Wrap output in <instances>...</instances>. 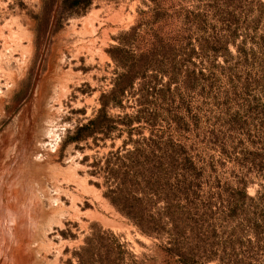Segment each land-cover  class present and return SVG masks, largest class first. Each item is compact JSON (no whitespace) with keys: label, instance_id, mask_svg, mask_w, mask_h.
Wrapping results in <instances>:
<instances>
[{"label":"rangeland","instance_id":"374dc122","mask_svg":"<svg viewBox=\"0 0 264 264\" xmlns=\"http://www.w3.org/2000/svg\"><path fill=\"white\" fill-rule=\"evenodd\" d=\"M159 162L144 231L105 168ZM0 264H264V0H0Z\"/></svg>","mask_w":264,"mask_h":264},{"label":"trees","instance_id":"16d2710c","mask_svg":"<svg viewBox=\"0 0 264 264\" xmlns=\"http://www.w3.org/2000/svg\"><path fill=\"white\" fill-rule=\"evenodd\" d=\"M134 29L133 27L131 31L128 32L131 33L133 37L134 32L132 31H134ZM123 42H125L124 39ZM228 42L229 40L226 39V43ZM224 47L227 48V45ZM152 57L154 58L153 53H141L139 56L137 55L132 63L129 65L125 64V70L120 78V85L113 88V93L115 92L118 95L123 94L128 82L130 81V83H133V81L139 78L136 88V93L138 94L136 100L141 107L138 109V112L145 111L142 105L152 104L156 109L162 108L161 104L156 101L157 99L164 98V90L162 88L157 89L155 86L158 70L155 73L148 72L150 67H160L156 63L157 60ZM151 96L155 98H150ZM106 104V102H103V106ZM155 113L156 112H153L151 115L152 124H154L155 121ZM163 147L164 143L162 141V136L153 133V136L150 138V148L155 160H161L163 158L165 153ZM105 170L116 180L115 188L110 190L112 194H115L114 197L111 196L113 201L114 199L119 200V206L120 204H123V206L130 205L133 211H125V213L137 222L144 231H151L152 228H156L158 219L153 215L146 214L147 206H145L144 203H149L148 200L151 199V196H156L157 199L164 198L165 196L164 185L166 168L163 166L162 162L144 167H107ZM129 173L135 178L131 183L127 182L125 179L126 175ZM138 193H142V195L138 196ZM144 218H146V221L142 222Z\"/></svg>","mask_w":264,"mask_h":264},{"label":"bare ground","instance_id":"6f19581e","mask_svg":"<svg viewBox=\"0 0 264 264\" xmlns=\"http://www.w3.org/2000/svg\"><path fill=\"white\" fill-rule=\"evenodd\" d=\"M14 19H15V18H14ZM7 22H8V21H7ZM6 24H7V23H6ZM11 25H12V24H11ZM11 25H10V26H11ZM10 28H11V27H10ZM12 30H13V29H12ZM10 31H11V30H10ZM10 31H9V32H10ZM15 33H16V32H15ZM16 34L18 35V33H16ZM2 36H3V35H2ZM12 36H13V33H12ZM12 36H11V37H12ZM14 36H15V35H14ZM18 36H19V35H18ZM19 37H20V36H19ZM8 38H10V37H8ZM20 38H21V37H20ZM4 40L6 41V39H4ZM19 40H20V39H19ZM19 40H18V41H19ZM2 41H3V40H2ZM10 41H11V40H10ZM7 42H8V41H7ZM11 42H12V41H11ZM9 47H10V46H9ZM17 50H18V49H17Z\"/></svg>","mask_w":264,"mask_h":264}]
</instances>
